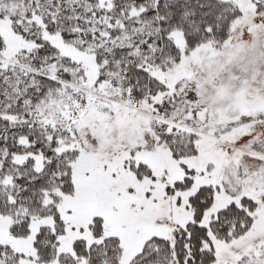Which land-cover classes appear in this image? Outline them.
Wrapping results in <instances>:
<instances>
[{
  "label": "snow or ice",
  "instance_id": "snow-or-ice-1",
  "mask_svg": "<svg viewBox=\"0 0 264 264\" xmlns=\"http://www.w3.org/2000/svg\"><path fill=\"white\" fill-rule=\"evenodd\" d=\"M0 264H264V0H0Z\"/></svg>",
  "mask_w": 264,
  "mask_h": 264
}]
</instances>
